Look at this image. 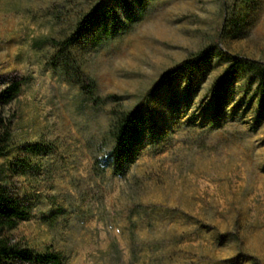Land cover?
<instances>
[{
    "label": "rangeland",
    "instance_id": "obj_1",
    "mask_svg": "<svg viewBox=\"0 0 264 264\" xmlns=\"http://www.w3.org/2000/svg\"><path fill=\"white\" fill-rule=\"evenodd\" d=\"M220 3L110 0L108 13L102 0H0V90L21 81L0 108L16 115L0 182L29 210L5 231L12 242L64 264H264L259 77L225 74L234 59L264 61V0L239 6L237 28L218 38ZM103 12L115 28L94 44L80 30ZM66 38V51L49 40ZM214 40L188 82L160 80ZM114 107L149 122L124 174H98Z\"/></svg>",
    "mask_w": 264,
    "mask_h": 264
},
{
    "label": "trees",
    "instance_id": "obj_2",
    "mask_svg": "<svg viewBox=\"0 0 264 264\" xmlns=\"http://www.w3.org/2000/svg\"><path fill=\"white\" fill-rule=\"evenodd\" d=\"M110 0H102L103 7L108 13H112L109 5ZM247 0H221V6L224 11L223 27L219 32L218 38L227 32V29L235 30L238 26L236 11L239 6ZM141 8V1H138ZM123 8L129 9V5L124 1ZM110 10V12H109ZM106 13L94 18H86L80 33L85 32L87 38L94 44L100 43L108 38L114 25L106 20ZM79 24V23H78ZM80 26H77V29ZM53 46L62 51H66L72 44V39L64 40L49 39ZM213 48H216L214 40L212 46L200 51L193 59L183 60L177 67L165 72L161 76L162 82H168L180 76H185L188 82L196 69L202 66L213 54ZM256 73L259 77L256 93L261 101L264 102V61L252 60L247 58L234 59L229 63L225 74L234 75L236 72ZM80 88L92 99L94 104L99 101L98 97L93 96V86L89 79L80 76L77 78ZM229 78L219 79L220 91L217 90L215 99L216 108L220 107V94ZM222 90V91H221ZM21 91V81L17 78L12 79L6 87L0 90V108L13 102ZM112 101L117 99L112 96ZM111 118L108 126V136L111 140V147L101 157L94 159V170L101 173L110 169L113 175H122L137 157L139 140L142 132L147 128L149 118L139 109L124 110L111 109ZM16 115L14 112L0 111V155L6 153L11 132ZM29 217L28 207L21 200L12 194L9 189L0 182V264H64L58 252L47 250L44 252H35L27 246L12 242L5 234V231L11 229L20 219Z\"/></svg>",
    "mask_w": 264,
    "mask_h": 264
}]
</instances>
